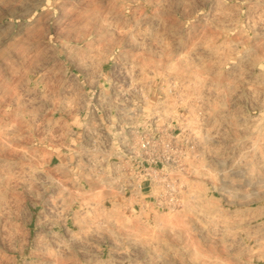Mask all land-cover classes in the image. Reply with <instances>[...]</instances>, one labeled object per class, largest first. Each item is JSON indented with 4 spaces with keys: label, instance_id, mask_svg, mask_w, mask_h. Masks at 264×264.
Instances as JSON below:
<instances>
[{
    "label": "rangeland",
    "instance_id": "rangeland-1",
    "mask_svg": "<svg viewBox=\"0 0 264 264\" xmlns=\"http://www.w3.org/2000/svg\"><path fill=\"white\" fill-rule=\"evenodd\" d=\"M0 264H264V0H0Z\"/></svg>",
    "mask_w": 264,
    "mask_h": 264
}]
</instances>
